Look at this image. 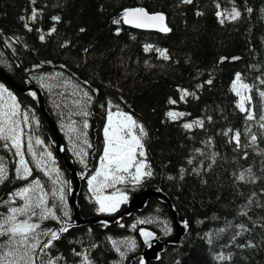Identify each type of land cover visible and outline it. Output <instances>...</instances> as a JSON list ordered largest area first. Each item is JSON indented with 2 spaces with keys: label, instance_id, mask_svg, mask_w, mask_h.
Masks as SVG:
<instances>
[{
  "label": "trees",
  "instance_id": "obj_1",
  "mask_svg": "<svg viewBox=\"0 0 264 264\" xmlns=\"http://www.w3.org/2000/svg\"><path fill=\"white\" fill-rule=\"evenodd\" d=\"M233 6L242 16L232 21L225 13V23L220 24L216 12ZM137 7L163 13L171 31L159 34L131 29L123 22L113 23L124 9ZM33 8L42 9V15L37 23H31L33 30L28 31L21 17L27 18ZM247 8L253 11L247 13ZM262 10L264 0H234V3L233 0H193L192 4H182L181 0H37L35 5L31 0H0V68L17 84L41 89L47 112L64 139L70 126H74L75 134H69L65 144L83 177L79 210L84 218L106 215L98 211L99 205L88 191L87 182L103 155L108 102L118 104L144 124L148 131L147 162L153 175L140 184H121L111 193H126L130 198L148 189L163 192L180 222L188 224L181 243L166 247L151 264H264V227L260 226L264 225V207H257V202L264 205V154L259 151L264 149L262 130L254 122H247L258 137L255 149L237 150L235 144L228 142L229 137L223 135L228 128L238 129L242 144L250 140V134L243 135L245 114L236 107L238 97L231 91V83L236 73H240L246 83L256 84L264 91V85L259 83L264 80ZM198 12L203 15H197ZM53 16H59L60 22H54ZM53 24L57 31L46 35ZM41 34H45L43 41L39 39ZM149 44L153 49H167L171 58L164 60L155 50L146 52L145 45ZM223 57L228 59L221 61ZM209 79L211 84L206 83ZM8 88L29 116L28 135L32 141L39 138L56 156L55 139L41 113L37 95ZM178 89H188L199 98L189 96L186 103L170 105V97L178 100ZM85 90L92 97L87 104L83 97ZM253 97L258 111L261 98L256 95V89ZM82 108L90 115L83 116ZM169 110L191 115L173 122L166 116ZM207 117H211L210 122ZM198 118L205 119L204 128L189 131L182 127L184 122ZM85 120L89 125L86 129ZM82 133H87L91 147L83 143ZM209 138H212L210 148L203 143ZM72 143L79 152L86 153L83 159L87 167L70 152ZM196 149H204L206 155L200 156ZM244 152L248 153L247 158ZM212 153L219 154L215 163L209 160ZM0 156L9 167V180L0 185V200H7L9 193L29 181L15 179L13 151L0 147ZM193 156L196 159L189 164L187 161ZM57 159L70 194L71 175ZM201 163L199 173L193 171ZM248 168L256 181H238L236 175ZM249 198L253 201L251 205ZM125 207L126 204L120 211ZM242 210H247L248 215H242ZM3 211L0 206V212ZM141 220L150 222L138 223ZM240 224L247 225L251 231L233 241ZM45 225L59 227L55 221H46ZM141 230L152 232L160 240L174 235V222L164 200L153 198L142 212L109 227L99 224L69 229L56 242L52 253L62 254L66 264H80L82 260L72 254V249H88L94 264H145L141 256L144 250ZM249 241L256 247L238 246ZM220 252L232 254L231 261L215 260L214 256Z\"/></svg>",
  "mask_w": 264,
  "mask_h": 264
},
{
  "label": "snow or ice",
  "instance_id": "obj_2",
  "mask_svg": "<svg viewBox=\"0 0 264 264\" xmlns=\"http://www.w3.org/2000/svg\"><path fill=\"white\" fill-rule=\"evenodd\" d=\"M37 0H31V3L35 5ZM182 4H192L193 0H181ZM234 3V0H233ZM217 9L220 8L217 3ZM247 13L253 11L252 8L246 9ZM264 11V10H262ZM225 13L227 18L232 21L238 20L242 16V12L235 6L230 10L217 11L216 16L220 24L225 23ZM42 15V9L33 8L31 14L25 18L24 27L28 31H32L31 23H37ZM197 15H203L198 12ZM54 22L59 23L60 17L53 16L51 18ZM166 17L161 12H149L144 7L126 8L123 11L122 16L119 19H115L113 23L128 24L136 28L156 29L161 32H170L171 29L165 23ZM39 31V29H37ZM57 31L55 24L50 28L46 35H51ZM84 31V29H81ZM39 39L43 41L45 34H41ZM63 46V45H62ZM144 50L146 52L155 50L159 57L164 60H169L171 57L168 54L167 49L155 48L152 45H145ZM228 59L227 57L221 58V61ZM236 60L239 57H232ZM60 75V74H58ZM43 77L40 78L43 81ZM86 83V82H85ZM207 84H211L212 80L206 81ZM259 83L264 85V80H260ZM41 86H44L43 83ZM198 88L203 85H197ZM256 89V95L261 98V107L257 111L253 101V90ZM180 95L178 100L169 98L168 103L170 105H176L178 102H187V97L191 96L198 99L195 92H189L188 89H178ZM231 91L238 97L236 107L240 112L244 113L246 128L243 135L248 136L250 134V140L247 144L241 143L242 133L238 129L228 128L224 131L223 135L228 136L229 143H233L236 149L254 147L257 148L258 137L255 133H252L251 124L247 122H254L259 129L262 130L261 136L264 137V91L259 90L256 84H249L244 81L240 73H236L234 80L231 83ZM5 95L11 103L0 104V147L4 149L13 150V155L18 157L15 161L14 174L15 179L22 181H29L26 185L15 189L8 194L7 200H0V206L5 211L0 212V264H66L65 257L62 254L53 255L52 250L56 248V242L62 237V234L67 233L70 228L69 220L71 219L67 205L65 202V189L61 186L59 189L50 190L52 200L55 201L58 197L59 205L55 202L50 203L48 199V191L45 190V185L41 180L33 176V167L30 166L26 153L31 154L34 158L37 153L33 150V141L29 136L25 138V131L22 124L28 120L27 113H21L19 111V105L16 102V98L11 91L3 84L0 83V101H4ZM33 96L36 94L33 92ZM83 97L86 98V104L91 101L92 97L90 93L83 91ZM109 108L107 109V123L103 129L104 133V148L103 155L99 161V168L95 171L94 175H91L88 179L89 189L96 198V203L99 204L98 211L100 212H116L119 209L121 203L127 201V196L123 193L117 195L115 193L111 195H104V190L113 188L117 184H124L126 181H131L135 184H140L145 178H150L153 175L150 164L147 162V151L145 142L148 138V131L143 123H141L132 113L123 111L118 104L113 105L111 101L108 102ZM113 109H115L113 111ZM81 114L85 117L90 113L84 108L81 109ZM20 115L22 119H16ZM191 113L183 111L169 110L166 116L170 121L182 120L186 116H190ZM209 122L211 117L206 118ZM205 119L198 118L191 122H184L182 127L185 130H193L194 128H204ZM83 127L86 129L89 127L87 121H84ZM75 131V129H70ZM85 137L83 143L88 147L91 144L87 140V133H82ZM44 142L37 138L35 144H43ZM206 147L212 146V138L203 142ZM200 156H205L204 149L195 150ZM261 154H264V149L259 150ZM51 157L52 153L47 152L35 161V167L44 170V156ZM77 155L81 156V162L85 163L83 156L86 155L83 151L78 152ZM218 153H212L209 155L211 163H215V157ZM248 153L244 152V158H247ZM196 157L193 156L187 162L193 163ZM4 157L0 156V185H3L5 181L9 180V167L4 162ZM209 164V167L211 166ZM85 167L87 164L85 163ZM203 164H199L193 171L199 173ZM184 169H181L183 173ZM50 173L45 171V175ZM234 175H236L234 173ZM31 178V179H30ZM183 179V175L180 177ZM172 179V177H169ZM236 179L241 182L256 181V177L252 173V169L248 168L238 175ZM54 183H60L59 175ZM66 184L67 181H63ZM255 197V193L252 194ZM252 198H249L248 205L252 204ZM61 207V213L58 214L57 208ZM247 208V205L245 206ZM257 207H264V205L257 202ZM242 215L247 216V210H242ZM46 221H55L60 226L58 228L48 227L45 225ZM150 221L141 220L138 223H149ZM264 227V225H260ZM133 228L136 225H132ZM184 227L187 228V221L184 222ZM237 231L232 239L233 241L237 236L244 232L251 231L245 224L237 226ZM221 231H224L221 229ZM141 235L144 236L145 243L148 242V238L153 237L152 232L141 230ZM114 246L116 241H113ZM135 243L132 242V247ZM239 247H256L251 241L247 244L238 245ZM120 251L119 247L116 249ZM72 254L76 257H82L80 264H94V261L90 259V252L88 249L83 251H76L72 249ZM124 256V253H120ZM214 259L219 262L231 261L232 254L225 255L223 252L217 253Z\"/></svg>",
  "mask_w": 264,
  "mask_h": 264
},
{
  "label": "water",
  "instance_id": "obj_3",
  "mask_svg": "<svg viewBox=\"0 0 264 264\" xmlns=\"http://www.w3.org/2000/svg\"><path fill=\"white\" fill-rule=\"evenodd\" d=\"M165 23L168 26L167 18ZM125 26L140 31H153L159 34L167 33V32L165 33L158 31L156 29L136 28L128 24H125ZM0 80L4 83L6 87H11L13 90L21 94L34 92L37 95L41 113L48 122L51 132L55 139L56 156L60 159V161L63 162L65 169L71 175V180L73 183V189L70 192L68 199L69 205L72 209L73 220H74V224L71 225L70 229L79 228L81 226L99 225V224H104L108 227L112 226L116 223H119L123 218H130L135 213L142 212L147 207L150 200H152L153 198H159L164 200L169 208L170 214L172 216V220L174 222L175 232L174 235L167 240H160L156 235H153V237L148 238L147 243H145L146 238L142 236L144 243V250L141 256L143 258V262L145 264H151L152 262H155L160 258L161 253L164 252L166 247L170 245H178L181 243L182 239L188 232V227L185 228L184 223L180 222L178 218V214L175 211L168 197L163 192H158L153 189L144 190L130 197L128 202L126 203V207L123 210L119 211L118 213H115L113 215H105L101 217H91L88 219L84 218L79 210V194L83 186V177L80 175L79 171L77 170L76 166L74 165L68 154V149L66 147L65 139L62 133L54 123L50 114L47 112L41 89L32 85H27L25 87L17 84L1 68H0Z\"/></svg>",
  "mask_w": 264,
  "mask_h": 264
},
{
  "label": "rangeland",
  "instance_id": "obj_4",
  "mask_svg": "<svg viewBox=\"0 0 264 264\" xmlns=\"http://www.w3.org/2000/svg\"><path fill=\"white\" fill-rule=\"evenodd\" d=\"M15 98H16V96H15ZM16 102H17V99H16ZM3 103H11V101L8 100V98H7L6 95L4 97V101H0V104H3ZM19 111L22 113V109L20 108V106H19ZM24 113H27V112H24ZM16 119H22V117L20 115H18L16 117ZM106 123H107V121H106ZM29 124H30V122H29V116H28V120L25 121V123L22 124V127L24 128V131H25V138H26V141L25 142H27V138L29 137V135H28V130H29V126H30ZM70 129H74V126L71 125L70 126ZM69 134H75V131L69 130V132L67 134L65 133V139H67V136ZM103 135H104V133H103ZM75 146L76 145L74 143H72V147L70 148V152L73 153V155L76 154V156L78 157V159H80L81 156L80 155H77V153L79 152V149L76 148ZM33 150L37 153V156L35 158L33 156H31V154L26 153V158L28 159V161L30 163V166L33 167V170L36 169V170L39 171L37 174H35L34 173L35 171H33V176L39 178L41 180L42 184L45 185V190L48 191V193H49L48 194V199H49L50 203L55 202V203H57L59 205L58 197L56 198L55 201L52 200L51 191L50 190L59 189L61 186H63L64 189H65V202H66L67 210H68V208H69V205H68V197H69V190L68 189H69V183H68V181H67L64 173L61 171V168L59 167L57 157L51 151V149L47 146L46 143H43V144H35V142H33ZM11 151L14 152V149L11 150ZM47 152H51L52 153V156L51 157H47L46 155L44 156V161H45L44 162V166H43L44 167V170H41V169L36 168L35 167V161L36 160H39L40 157L42 155H44L45 153H47ZM15 160H18V157H15ZM98 168H99V163H98L97 169ZM45 171L49 172L50 174L49 175H45ZM94 174H95V172H94ZM57 175H59L60 183H54V181L57 180ZM63 181H67V183L66 184H63L62 183ZM129 183H133V182H131L129 180V181H126L124 184H129ZM133 184H135V183H133ZM119 185H121V184H117L113 188L105 189L104 190V195H111V194H113V193H111V191L113 189H116ZM87 188H88V191L92 194V192L89 189L88 182H87ZM115 194H117V193H115ZM119 194H121V193H118L117 195H119ZM123 194L127 196V201L121 203L120 206H119V209L121 208L122 205L126 204L128 202V200H129V195L126 194V193H123ZM92 196L95 198V196L93 194H92ZM95 200H96V198H95ZM61 207L62 206H60V207L57 208V210H60V212H61ZM119 209L116 212H118ZM116 212H114V213L113 212H100V213H103V214H106V215H113Z\"/></svg>",
  "mask_w": 264,
  "mask_h": 264
},
{
  "label": "flooded vegetation",
  "instance_id": "obj_5",
  "mask_svg": "<svg viewBox=\"0 0 264 264\" xmlns=\"http://www.w3.org/2000/svg\"><path fill=\"white\" fill-rule=\"evenodd\" d=\"M13 95L16 96L15 94H13ZM16 99H17V103L19 104L20 108L22 109V106H21V104H20L19 99L17 98V96H16ZM24 112H25V111L22 109V113H24ZM21 117H22V116H21ZM24 123H25V122H24ZM16 180H17V179H16ZM18 181H22V180H18ZM24 183H25V181H24ZM24 185H25V184H24ZM87 189H88V188H87ZM68 199H69V197H68ZM68 205H69V200H68ZM122 206H123V205H122ZM122 206H121V207H122ZM69 208H71L70 205H69ZM120 209H121V208H120ZM120 209H119V211H120ZM70 210H71V209H70ZM119 211H118V212H119ZM57 212H58V214H61L60 210H57ZM118 212H116V213H118ZM72 217H73V215H72ZM87 219H88V218H87ZM72 221H73L72 219L69 220V224H70V225H72ZM56 225H59V224L56 223ZM59 226H60V225H59ZM70 228H71V226H70ZM70 228H69V229H70ZM72 229H73V228H72ZM61 238H62V237H61ZM60 240H61V239H60ZM60 240H59V241H60ZM59 241H58V242H59Z\"/></svg>",
  "mask_w": 264,
  "mask_h": 264
},
{
  "label": "bare ground",
  "instance_id": "obj_6",
  "mask_svg": "<svg viewBox=\"0 0 264 264\" xmlns=\"http://www.w3.org/2000/svg\"><path fill=\"white\" fill-rule=\"evenodd\" d=\"M74 224V223H73Z\"/></svg>",
  "mask_w": 264,
  "mask_h": 264
}]
</instances>
